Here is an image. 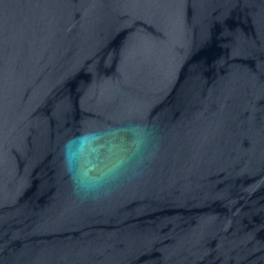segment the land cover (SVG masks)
I'll return each instance as SVG.
<instances>
[{"label":"water","instance_id":"1","mask_svg":"<svg viewBox=\"0 0 264 264\" xmlns=\"http://www.w3.org/2000/svg\"><path fill=\"white\" fill-rule=\"evenodd\" d=\"M0 264H264V0H0Z\"/></svg>","mask_w":264,"mask_h":264}]
</instances>
